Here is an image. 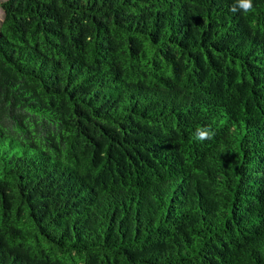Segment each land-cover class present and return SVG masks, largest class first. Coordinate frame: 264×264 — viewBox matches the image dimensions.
I'll return each instance as SVG.
<instances>
[{
  "label": "trees",
  "instance_id": "16d2710c",
  "mask_svg": "<svg viewBox=\"0 0 264 264\" xmlns=\"http://www.w3.org/2000/svg\"><path fill=\"white\" fill-rule=\"evenodd\" d=\"M232 4L0 2V264H264V0Z\"/></svg>",
  "mask_w": 264,
  "mask_h": 264
},
{
  "label": "clouds",
  "instance_id": "9594fccd",
  "mask_svg": "<svg viewBox=\"0 0 264 264\" xmlns=\"http://www.w3.org/2000/svg\"><path fill=\"white\" fill-rule=\"evenodd\" d=\"M240 10L242 13L247 14L253 9V0H233L231 11L235 12ZM213 131L208 127H199L195 130L194 137L197 141L210 139L213 136Z\"/></svg>",
  "mask_w": 264,
  "mask_h": 264
},
{
  "label": "rangeland",
  "instance_id": "374dc122",
  "mask_svg": "<svg viewBox=\"0 0 264 264\" xmlns=\"http://www.w3.org/2000/svg\"><path fill=\"white\" fill-rule=\"evenodd\" d=\"M2 0H0L1 2ZM2 15H3V11H2V8H1V5H0V19L2 18Z\"/></svg>",
  "mask_w": 264,
  "mask_h": 264
}]
</instances>
